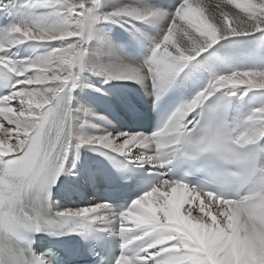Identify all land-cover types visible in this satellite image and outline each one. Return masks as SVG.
<instances>
[{
    "label": "snow or ice",
    "instance_id": "snow-or-ice-1",
    "mask_svg": "<svg viewBox=\"0 0 264 264\" xmlns=\"http://www.w3.org/2000/svg\"><path fill=\"white\" fill-rule=\"evenodd\" d=\"M60 3V9L12 24L0 40V52L26 41L63 42L23 63L0 55V79L5 74L22 78L0 96V230L76 231L110 220L118 223L124 240L115 264H264V104L232 122L219 115L238 94L242 99L249 90H264V66L214 73L151 134H87L83 129L89 122L75 123L68 107L85 71L108 80L150 79L162 93L187 63L218 40L250 33L264 37V0H179L171 13L147 0L108 11L101 0ZM158 17H165L167 26L143 63L90 60L88 43L101 20ZM210 97L215 101L206 103ZM85 144L133 156L139 165L168 163L190 150L218 167L235 166L249 186L225 198L182 180L161 179L118 213L104 203L63 209L56 219L28 209L25 193L54 183L70 152ZM152 145L154 155L135 153ZM6 264L50 262L43 255L28 258L23 250H10Z\"/></svg>",
    "mask_w": 264,
    "mask_h": 264
},
{
    "label": "bare ground",
    "instance_id": "bare-ground-1",
    "mask_svg": "<svg viewBox=\"0 0 264 264\" xmlns=\"http://www.w3.org/2000/svg\"><path fill=\"white\" fill-rule=\"evenodd\" d=\"M138 2L140 0H101V8L103 11H108L113 6L131 5ZM147 2L165 8L171 13L179 0H147ZM61 7L60 0H0V10L9 17L8 22L0 28V40L4 39L12 24ZM166 26L167 19L165 17L132 22L120 19L101 20L97 25L96 35L88 43L90 60L93 62L121 60L127 63H143L151 54L153 41L160 36ZM62 43L61 41H26L23 44L5 49L4 52H0V55H9V58L16 62L20 57L19 61L23 63L45 54L51 47L60 46ZM232 66H264V37L261 33L224 37L187 63L179 73L181 75L179 85L187 89L185 100L205 87L214 73H224L230 70ZM19 79L22 78L19 77ZM131 88L137 89L147 102H153L154 95L158 93L150 79L143 83L131 79L108 80L104 76L85 71L79 86L72 90L74 94L72 102L74 122L80 124L82 121H88L89 123L84 125L83 130L92 135L104 134L105 132L113 134L118 132L131 133L127 128L125 118H114L110 112L112 108L119 111L124 109L120 95L122 89L128 91L130 97L134 99ZM162 93L158 94L161 95ZM212 98L210 97L209 100ZM243 99H245L244 104H242ZM235 100L230 114V122L246 115L252 108L264 104V90H249L242 99L238 94ZM194 115L196 114L194 113ZM83 146L81 145L79 148L80 151ZM90 146L104 150L99 145ZM145 150L148 151L145 152ZM152 152V146L135 149L136 154L152 155ZM73 163L74 159L67 166L63 190L71 193L76 199L77 189L80 188L85 191L88 174L86 171H79ZM63 196L64 193L62 192L60 199L57 197L54 199V210L66 208V201L62 199ZM91 199L97 204L95 196H91ZM95 222L98 225H109L108 228L111 231L118 229V223L110 220Z\"/></svg>",
    "mask_w": 264,
    "mask_h": 264
},
{
    "label": "rangeland",
    "instance_id": "rangeland-1",
    "mask_svg": "<svg viewBox=\"0 0 264 264\" xmlns=\"http://www.w3.org/2000/svg\"><path fill=\"white\" fill-rule=\"evenodd\" d=\"M176 4H177V3H176ZM25 48H26V47H25ZM47 48H48V47H47ZM49 48H50V47H49ZM7 56L9 57V55H7ZM18 56H20V55H18ZM19 58H20V57H18V61H17V63H20V61H19L20 59H19ZM15 62H16V61H15ZM83 75H84V73L81 74V81H82V79H83ZM81 81H80V83H81ZM80 83H78V86H79ZM78 86H77V87H78ZM17 87H18V86H17ZM145 151H146V150H145ZM133 158H134V157H133Z\"/></svg>",
    "mask_w": 264,
    "mask_h": 264
}]
</instances>
